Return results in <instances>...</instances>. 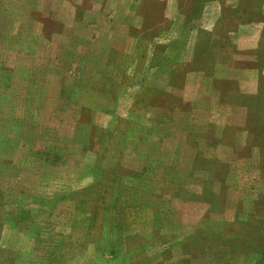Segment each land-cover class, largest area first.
Here are the masks:
<instances>
[{
  "label": "rangeland",
  "instance_id": "374dc122",
  "mask_svg": "<svg viewBox=\"0 0 264 264\" xmlns=\"http://www.w3.org/2000/svg\"><path fill=\"white\" fill-rule=\"evenodd\" d=\"M0 264H264V0H0Z\"/></svg>",
  "mask_w": 264,
  "mask_h": 264
},
{
  "label": "trees",
  "instance_id": "16d2710c",
  "mask_svg": "<svg viewBox=\"0 0 264 264\" xmlns=\"http://www.w3.org/2000/svg\"><path fill=\"white\" fill-rule=\"evenodd\" d=\"M47 148V147H46ZM39 155L41 154V153H38ZM53 154H54V156H59V154H58V152H54L53 151Z\"/></svg>",
  "mask_w": 264,
  "mask_h": 264
}]
</instances>
